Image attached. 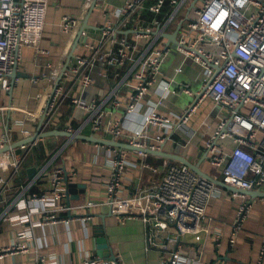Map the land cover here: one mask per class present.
Returning a JSON list of instances; mask_svg holds the SVG:
<instances>
[{
	"label": "built area",
	"instance_id": "built-area-1",
	"mask_svg": "<svg viewBox=\"0 0 264 264\" xmlns=\"http://www.w3.org/2000/svg\"><path fill=\"white\" fill-rule=\"evenodd\" d=\"M120 1V3H119ZM50 0H0V89L11 90V74L23 58L26 48L42 52L40 43ZM75 17H64L63 28L70 34V50L78 39V28L88 16L94 22L97 12L102 28L85 29V41H78L67 68L62 72L68 52L48 77L37 101V111L27 113L33 131H21L24 140L35 132L60 129L61 109L65 102L88 113L91 134L115 139L140 148L166 150L178 131L191 137L209 134L205 141L208 165L212 174L234 188L252 191L264 188V0H81ZM95 27L97 24L93 23ZM180 25L177 42L169 41ZM99 28V27H98ZM172 46L176 56L166 72L160 70L169 58ZM113 86L99 103L94 71ZM198 71L201 86L191 90L189 83L177 82L179 74ZM180 89L192 100L178 114L161 112ZM79 91V94L76 93ZM206 104V105H205ZM205 108L201 110L202 106ZM7 107H0L5 110ZM188 127V128H187ZM71 126L63 130L76 131ZM41 140V139H40ZM71 140H68V142ZM4 136L0 148L14 143ZM39 140L19 148L16 155L5 152L12 172L0 176V200L12 187L14 178ZM99 145V144H98ZM104 146V145H101ZM109 173L102 182L105 192L95 200L70 199L68 172L62 165L51 170L48 164L32 177L12 202L17 215L2 214L13 224H26L11 246L0 251V258L28 253L33 241V227L71 220L88 223L87 210L107 206L122 222L142 219L148 227L156 221L166 229L170 223L179 232L199 234L209 201L222 194L212 181L176 161L164 163L162 177L134 178L128 168L127 150L109 147ZM167 151V150H166ZM140 156L149 154L136 151ZM136 167V165H135ZM142 168L158 172L160 168L144 162ZM140 172L142 171L139 168ZM37 171V170H36ZM44 175L49 179L31 188ZM128 180L132 193L122 194V182ZM233 197L245 194L233 192ZM244 200L237 209L236 228L250 211ZM23 213V214H22ZM234 243V240H231ZM172 246L165 243L162 248ZM165 264H179L183 256L172 251ZM264 256L262 247L260 258ZM36 264H60L49 255L36 251ZM80 264H117L109 258L94 257Z\"/></svg>",
	"mask_w": 264,
	"mask_h": 264
},
{
	"label": "crops",
	"instance_id": "crops-1",
	"mask_svg": "<svg viewBox=\"0 0 264 264\" xmlns=\"http://www.w3.org/2000/svg\"><path fill=\"white\" fill-rule=\"evenodd\" d=\"M81 5V0H50L40 43L42 52L36 53L34 49L26 48L17 67L21 73L29 76L15 78L14 83H11L10 91L0 89V107L9 106L5 110H0V144L1 139L6 135L16 142L22 139V130L36 129L27 113L37 111L38 97L48 77L71 51L70 34L63 28V18L67 16L75 18L81 10ZM93 17L97 21L90 20L91 25L88 24L91 27L86 29L95 33L102 28V23L97 12L93 13ZM93 23L97 24V27ZM81 26L78 28V34ZM94 77L96 78L94 95L100 103L114 81L102 80L97 70L94 71ZM76 93L79 94V91L76 90ZM174 100L175 97H171L161 112L167 114L171 111L176 112L168 110L169 106H173ZM182 111L183 109L176 113L180 114ZM88 118L87 112L74 108L68 101L62 106L59 127L65 129L71 126L72 131L81 127L82 134L90 135ZM209 135L210 133L206 135L199 133L197 137H191L185 132L178 131L172 135L166 150L181 154L194 163L200 162L205 155V141ZM61 139L63 142H60ZM108 149V146L82 140L68 142L66 137H48L39 140L30 149L16 175V177L26 176L28 182L22 185L14 196L15 190L13 191L12 188L15 177L12 187L0 200V251L14 244L18 232L27 227L26 224H13L3 220L2 214L17 215L16 213L22 212L15 209L12 202L22 188L31 181L32 177L28 175L29 168H36L37 174L50 160L52 164L48 170L62 165L68 172L69 184H74L73 189L77 190L78 198L95 200L102 198L105 192L106 186L102 179L109 173L107 160L111 155ZM14 150L18 156L26 153L19 147ZM149 157L154 161L149 162ZM127 159L130 164L136 165L128 168L129 173L134 174V178H150L152 181L161 179V170L165 169L162 166L164 163H171L167 158L154 155L142 157L134 151H127ZM144 162L160 168L159 171L151 172L142 168ZM201 166L208 173L216 174L215 169L205 160L201 162ZM139 168L142 169L141 172ZM11 172L9 160L6 159L5 153H1L0 176H9ZM48 179L49 176L44 175L31 190H37L38 185ZM122 185L123 196L130 195L132 189L128 180H123ZM220 189L222 194L212 198L207 205L206 217L203 220L205 230L199 234L200 240L194 232H179L178 227L173 223L162 229L155 220L148 227L140 218L122 222L110 213L107 206H104L87 210L92 218L85 224L74 219L68 224L61 222L34 226L32 229L34 239L30 242V252L5 256L0 258V264H36L34 259L36 251L51 256L60 264H80L86 259L100 257L97 253V241L102 236L106 237L117 264H165L171 252L176 250L183 256L179 264H264V256L260 258L264 246V196L254 197L246 194L245 198L241 196L235 198L232 190ZM257 190L264 193V188ZM244 200L246 203L249 202L251 208L240 227L236 228L237 209ZM232 239L234 243L231 242ZM165 243H170L172 247L169 250L163 249L162 245Z\"/></svg>",
	"mask_w": 264,
	"mask_h": 264
},
{
	"label": "water",
	"instance_id": "water-1",
	"mask_svg": "<svg viewBox=\"0 0 264 264\" xmlns=\"http://www.w3.org/2000/svg\"><path fill=\"white\" fill-rule=\"evenodd\" d=\"M181 24L178 25L177 29L172 33V34H166L167 38L169 39L170 42L172 43H176V34L177 31L179 29ZM91 26L88 24V16L85 18L80 31H79V37L78 39L74 42L72 49L67 57L66 62L64 63V66L62 68V72H64L67 68L68 65V61L70 60V58L73 55V51L76 47V44L78 43V41H85V36L82 35L83 31L86 28H90ZM18 66H15L14 68V72L11 74V83H14L15 78L17 77H21V76H26L28 77V74H24L21 73L18 69ZM12 89V87H11ZM48 137H66L68 140H82V141H86V142H92V143H96L99 145H104V146H109V147H116L119 149H123V150H127V151H139L142 153H147L149 155H154V156H159L162 158H167L169 160L172 161H176V162H180L188 167H190V169H192L196 174H198L201 177H205L206 179L212 181L213 183H215L219 188H225L228 190H232L233 192H240L243 194H247V195H252L254 197L256 196H264V193L261 192L260 190H252V191H246V190H242V189H238V188H234L230 185L225 184L224 182H222L220 179L215 178L211 173H208L207 171L202 169L201 166V162L203 160H205L207 158V154L204 155L202 161L194 163L190 160H188L185 156L178 154V153H174V152H169L166 150H162V151H154L151 150L149 148H140V147H136L134 145H131L129 143L123 142V141H118L115 139H107V138H100V137H95L93 135H87V134H82L80 132L74 133V132H68L66 130L63 129H50V130H45L42 132H39V130L37 132H35L32 136L24 139V140H19L16 141L10 145H5L2 148H0V154L1 153H5L7 151H10L12 149H15L17 147H20L23 144L26 143H34L37 140L43 139V138H48ZM36 173V168L32 167L28 169V175L29 177H33L34 174ZM75 186L74 184H69V191L71 193L70 195V199H77L78 198V193L76 189H73ZM98 243V255L102 258H109L111 260L116 261L115 255L113 254L112 249L110 248V246L108 245L107 239L105 236H102L98 239L97 241Z\"/></svg>",
	"mask_w": 264,
	"mask_h": 264
},
{
	"label": "rangeland",
	"instance_id": "rangeland-1",
	"mask_svg": "<svg viewBox=\"0 0 264 264\" xmlns=\"http://www.w3.org/2000/svg\"><path fill=\"white\" fill-rule=\"evenodd\" d=\"M176 53H177L176 47L172 46L169 58H167L165 60V62L162 64V66L160 68V70L162 72H166L169 69V67L171 66V64L174 61ZM181 81L189 83L191 86V90H193V91L198 90L201 86V80L198 77V71L197 70H195V72H193L191 74L185 73V74L177 75L175 78V81L172 83L171 87H176V88L179 87V84H177V82H181ZM191 100H192V97L189 96L187 93L183 92L182 89H180L179 95L175 96V100H174V103L172 106L173 108L169 106L168 110H175L176 112H179L182 109H184ZM205 105L202 106L201 110L205 108Z\"/></svg>",
	"mask_w": 264,
	"mask_h": 264
},
{
	"label": "trees",
	"instance_id": "trees-1",
	"mask_svg": "<svg viewBox=\"0 0 264 264\" xmlns=\"http://www.w3.org/2000/svg\"><path fill=\"white\" fill-rule=\"evenodd\" d=\"M60 142H63V139H61ZM148 161L149 162H153L154 159L152 157H149L148 158ZM214 173L218 174V172H215V171H214ZM27 182H28L27 177L24 176V175H19V176H17L15 178V183H14V186L12 188L13 191L15 190L14 191V196H16L17 193L20 191V188L22 187V185H25Z\"/></svg>",
	"mask_w": 264,
	"mask_h": 264
}]
</instances>
